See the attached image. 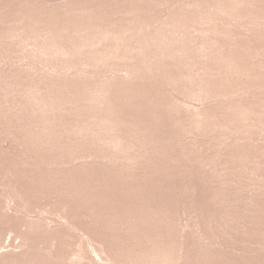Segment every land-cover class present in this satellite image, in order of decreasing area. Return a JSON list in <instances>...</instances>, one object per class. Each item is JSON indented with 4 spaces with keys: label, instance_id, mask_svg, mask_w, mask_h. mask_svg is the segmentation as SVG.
Here are the masks:
<instances>
[{
    "label": "rangeland",
    "instance_id": "1",
    "mask_svg": "<svg viewBox=\"0 0 264 264\" xmlns=\"http://www.w3.org/2000/svg\"><path fill=\"white\" fill-rule=\"evenodd\" d=\"M0 264H264V0H0Z\"/></svg>",
    "mask_w": 264,
    "mask_h": 264
}]
</instances>
